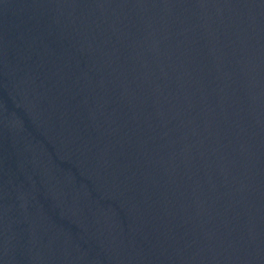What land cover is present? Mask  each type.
<instances>
[{
    "label": "water",
    "instance_id": "obj_1",
    "mask_svg": "<svg viewBox=\"0 0 264 264\" xmlns=\"http://www.w3.org/2000/svg\"><path fill=\"white\" fill-rule=\"evenodd\" d=\"M0 264H264V0H0Z\"/></svg>",
    "mask_w": 264,
    "mask_h": 264
}]
</instances>
